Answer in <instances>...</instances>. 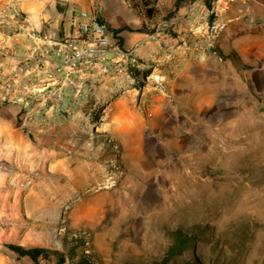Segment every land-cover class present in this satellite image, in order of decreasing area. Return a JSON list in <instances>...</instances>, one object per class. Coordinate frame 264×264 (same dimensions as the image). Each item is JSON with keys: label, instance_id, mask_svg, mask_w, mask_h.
<instances>
[{"label": "rangeland", "instance_id": "374dc122", "mask_svg": "<svg viewBox=\"0 0 264 264\" xmlns=\"http://www.w3.org/2000/svg\"><path fill=\"white\" fill-rule=\"evenodd\" d=\"M173 1L157 0L153 5L161 12L145 27L169 25L162 14ZM207 1L182 5L210 23L213 14L197 11ZM102 8L108 13L107 3ZM123 14L115 21H126ZM239 20L228 31L210 24L205 32L187 34L196 81L181 98L186 106L169 92L167 77L134 68L128 86L139 91L121 98L146 119L138 147L135 130L112 123L109 102L116 92L102 81L59 121L25 127V107L18 110V129L31 142L18 148L27 154L18 156L16 169L29 171L31 180L34 213L28 224L39 223L40 215L48 221L45 248L62 251L77 237L83 244L76 254L85 253L94 264H150L181 233L189 237L188 247L169 264H264V16L257 23L250 16ZM172 58L157 70L175 73ZM145 83L152 87L148 93L161 97L155 113L149 109L159 101L141 100ZM4 250L2 264H30Z\"/></svg>", "mask_w": 264, "mask_h": 264}, {"label": "crops", "instance_id": "0c3cea01", "mask_svg": "<svg viewBox=\"0 0 264 264\" xmlns=\"http://www.w3.org/2000/svg\"><path fill=\"white\" fill-rule=\"evenodd\" d=\"M94 1L0 0V3L8 2L20 13L15 20L9 23V29L14 33L13 39L15 42L21 43L23 46H33L36 44L41 46L42 44L39 43L37 35L45 34L55 38L59 32L62 34L63 21L71 10L74 7L89 5ZM96 1L99 5L101 18L111 28L124 26L130 28L129 30L120 31L118 36L122 39V48L137 46L140 74L152 76L158 72L160 73V78L167 77L166 86L169 92L174 93L177 100L183 106H186V104L181 101V98L185 97L187 91L191 89L190 85L192 81H196L193 78L195 73H193L194 70L190 62L193 46L187 42V34H190V31L195 33L205 32L210 24L220 26L221 31L224 32L230 30L231 26L239 24L241 17L250 16L255 19L253 23H257L264 16V0L208 1L210 7L206 4L204 8L198 7L197 11L202 15L204 14L205 17L209 14L208 12L213 14L214 20L210 23L207 19L199 20L198 18H194V15H188L181 3L175 16L167 21L169 25H164V28L168 26L172 30V33H148L137 30L140 22L124 0H106L108 13H105L102 8L106 4L103 3L105 0ZM198 12L197 14H199ZM122 13L127 17V20L116 22L115 17ZM30 33H34L35 35H30ZM169 56L173 57L171 62L176 63L178 66L176 72L170 75L165 70V67L160 66L158 70L156 67L158 64L170 63V59H167ZM0 59L3 61L6 72L9 75H21L23 72V68L17 67L15 62L8 57ZM230 59L234 62L233 58ZM150 62H154V64L151 65ZM198 64L203 66L205 61L203 60L202 62V59H199ZM150 66H152L150 70L144 69L150 68ZM99 72L97 68H94L92 70V77L100 75ZM162 72L166 74L162 75ZM129 77L125 72H121L113 75H102L101 81L102 85L108 88L109 91L116 92L114 98L109 102V111L113 117L112 123L113 121L122 122L120 124L121 130H135V133H138L136 135L137 141L135 146L138 147L142 138L141 131L146 119L131 108L132 105L128 103V99L121 98L126 96V91L131 93L139 91V88L135 86H128L132 82L131 78L128 79ZM142 88L140 96L142 101H145L149 97H154V100L159 101L157 105L155 104L150 109L147 107L151 113H155L162 106L160 103L161 97L155 92L148 93L147 90L152 88L149 83L143 84ZM6 90L8 91V89H0V95L6 92ZM19 105L17 104V106ZM20 108L0 107V264H2V259L7 257L8 253L4 250L7 244L47 247L49 238L48 221L45 220L43 222L42 215H40L39 223L33 224L30 222L28 224L27 222L31 220L29 216L34 213L30 203L31 196H29L31 192V180L28 178L27 181L26 177L29 175V171L23 168L16 169V165L18 156L20 157L22 153V151H17L18 148L23 143L25 145L30 144L31 141L26 139L25 135L18 129L17 112ZM117 126L115 123V127ZM26 154L23 152L20 160H23ZM27 160L29 159L27 158ZM9 252L14 254L10 250Z\"/></svg>", "mask_w": 264, "mask_h": 264}, {"label": "built area", "instance_id": "2783aa9c", "mask_svg": "<svg viewBox=\"0 0 264 264\" xmlns=\"http://www.w3.org/2000/svg\"><path fill=\"white\" fill-rule=\"evenodd\" d=\"M204 1L195 0L199 4ZM19 14L10 3H0V58L8 57L23 68L21 75H9L0 59V89H8L0 95V104L25 107L20 116L25 127L70 116L71 107L85 99L95 83L101 82L102 75L125 72L133 76L138 67L137 46L121 47L118 34L103 21L95 1L73 8L63 21L60 36L37 35L41 46L15 42L9 23ZM158 28L154 33L164 26ZM94 68L100 75L93 78Z\"/></svg>", "mask_w": 264, "mask_h": 264}, {"label": "trees", "instance_id": "16d2710c", "mask_svg": "<svg viewBox=\"0 0 264 264\" xmlns=\"http://www.w3.org/2000/svg\"><path fill=\"white\" fill-rule=\"evenodd\" d=\"M130 8L141 19V27L138 31H144L148 33H154V29H148L145 26L146 19H152L156 14H159L160 8L154 7V3L157 0H128ZM184 0H174L170 8H165V12L162 14L164 21L170 20L178 11L180 4ZM210 7L209 2H206ZM110 28V27H109ZM114 34H118L122 30H129L127 26L120 28H110ZM120 43L122 42L119 37ZM176 241L169 246L165 255L159 259L151 262L150 264H169V260L173 256L180 255L182 251L188 247L189 237L184 234L177 233ZM83 240L73 237L72 243L66 242L64 250L49 249L45 247H24L18 244H7L6 247L12 251L18 259L25 258L29 260L30 264H94L91 259L85 257V253L81 252L76 254V249L82 246ZM190 264H200L196 259Z\"/></svg>", "mask_w": 264, "mask_h": 264}]
</instances>
